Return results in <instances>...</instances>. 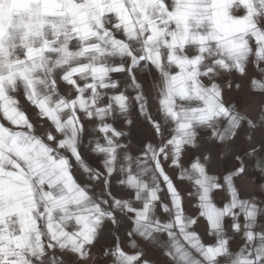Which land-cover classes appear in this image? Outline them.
Segmentation results:
<instances>
[{
  "label": "snow or ice",
  "instance_id": "1",
  "mask_svg": "<svg viewBox=\"0 0 264 264\" xmlns=\"http://www.w3.org/2000/svg\"><path fill=\"white\" fill-rule=\"evenodd\" d=\"M249 63L261 72L251 89L264 94V0H0V264H86L103 228L125 224L132 250L116 237L104 253L112 264H154L138 239L167 264H264V205L234 184L257 149L235 156L239 166L222 178L209 174L210 155L185 166L200 129L225 146L264 130V104L253 117L225 99ZM140 69L153 77L155 110ZM117 75H127L124 90ZM133 111L151 130L135 155L130 130L114 123L131 129ZM166 164L193 187L195 216ZM116 175L131 196L113 195ZM217 192L227 193L222 206ZM201 219L213 243L195 230Z\"/></svg>",
  "mask_w": 264,
  "mask_h": 264
},
{
  "label": "crops",
  "instance_id": "2",
  "mask_svg": "<svg viewBox=\"0 0 264 264\" xmlns=\"http://www.w3.org/2000/svg\"><path fill=\"white\" fill-rule=\"evenodd\" d=\"M264 68V65L261 66ZM121 81V90H124L125 86L128 84L127 75L114 77ZM261 79V72L258 70L253 63H249L247 69V76L240 77L238 74H233L230 78L233 84H239L240 88L237 89L233 87L230 91L226 90L225 99L235 103L238 109L245 114H249L253 117H258L260 114V107L264 104V94L259 92H254L251 89V80ZM137 79L143 85L145 93L148 95L149 103L153 110L157 107V91L155 88V83L151 74H146L143 69L137 73ZM127 92L129 95H134L133 90L128 87ZM21 103L23 104L24 110L28 113L29 117L33 122L38 120L37 110L28 105L23 101L21 97ZM134 124L129 129L124 123L123 118L116 120L115 126L124 131L130 130V138L132 141L131 151L136 154V146H138L141 141L147 136H151V130L143 124L142 118H140L134 111L131 113L130 117ZM159 118V117H157ZM41 123L46 124L45 121ZM91 133L92 126L86 125ZM200 139L199 146L197 149H189L185 153V166H187L195 156H200L203 158L204 155H210L211 162L208 165L209 174L218 177H223L230 172H233L238 166L239 162L235 159L237 155H243L246 152H250L252 148L257 149V154L254 159H245L246 171L245 173L234 177V184L239 190L240 196L243 199H253L258 204L264 205V168H257L256 163L261 158H264V150H261V142L264 141V130H257L253 134V139L249 141L245 131H241L240 135L235 139L234 142L228 143L226 146L209 139L207 130L200 129ZM94 135H99L94 134ZM167 135V132H166ZM93 135H86L84 139L85 147L88 146V140L92 139ZM158 143L159 141H154ZM83 155L87 161L93 165H99L100 160L93 154L89 152H83ZM166 171L174 179L177 187L185 197L184 207L186 214L190 216H195L198 212L197 201L195 197H188V193H194V189L188 181H180L177 179L178 171L173 170L167 164L165 165ZM78 177L81 176L79 171L76 172ZM119 176H113L112 180V192L113 195L129 197L131 192L123 188L117 183ZM100 188L95 189V194H99ZM214 202L218 206H222L223 203L227 202L226 192H217L214 194ZM139 206V205H137ZM157 214L163 216V213L157 210ZM261 225L264 226V220H262ZM195 230L201 235L202 240L205 244L213 243L214 238L208 234L206 222L201 219L200 223L196 226ZM130 226L125 224L115 230L113 226L107 225L101 231L99 238L94 247L91 248V255L88 257L86 264H112V258L110 256H105L104 253L107 249H111L114 245V240L116 237L119 238L120 245L124 247L126 251H131L129 248V236ZM231 236V233L229 234ZM165 239V237H161ZM232 249L237 251L242 245L243 241L240 236L232 237ZM140 247L144 251V258L150 259L154 264H167L162 252L143 240H137ZM66 264H76L75 257H65Z\"/></svg>",
  "mask_w": 264,
  "mask_h": 264
}]
</instances>
